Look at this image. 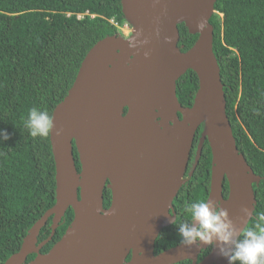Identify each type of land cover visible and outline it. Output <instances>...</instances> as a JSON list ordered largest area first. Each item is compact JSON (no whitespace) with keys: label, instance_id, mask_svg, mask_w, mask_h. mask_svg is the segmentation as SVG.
I'll return each instance as SVG.
<instances>
[{"label":"water","instance_id":"water-1","mask_svg":"<svg viewBox=\"0 0 264 264\" xmlns=\"http://www.w3.org/2000/svg\"><path fill=\"white\" fill-rule=\"evenodd\" d=\"M216 3L121 0L132 34L96 43L67 96L55 108V130H61L59 135L55 130L50 133L56 203L5 264H229L212 245L188 248L180 244L155 254L159 235L173 225L172 218L177 220L173 202L186 183L201 127L190 175L208 143L212 155L208 199L228 209L240 228L246 230L254 218V185L261 177L239 152L227 115L210 23ZM201 23L203 28H198ZM179 25L197 36L186 52L179 46ZM188 71L197 75L198 90L193 105L185 108L177 97V82ZM105 190L111 191L107 209ZM243 207L252 209V214L242 220ZM69 209L74 218L65 234L49 252L40 253ZM49 220L51 236L39 244ZM31 255L36 258L27 263Z\"/></svg>","mask_w":264,"mask_h":264},{"label":"trees","instance_id":"trees-1","mask_svg":"<svg viewBox=\"0 0 264 264\" xmlns=\"http://www.w3.org/2000/svg\"><path fill=\"white\" fill-rule=\"evenodd\" d=\"M111 20L126 23L121 0H0V130L9 135L7 141L0 140V264L20 251L29 230L56 203L50 135L31 137L23 121L34 106L52 116L91 48L106 37L122 36ZM210 23L237 148L261 177L254 185L257 205L247 230L255 224L256 216L264 213V0H217ZM179 31V46L186 52L197 36L184 25H179ZM197 90V75L188 71L177 82L180 104L191 107ZM202 131L203 127L194 151ZM74 157L80 172L76 149ZM194 162L191 157V165ZM211 163L206 143L193 176L173 202L178 219L159 235L156 255L181 244L176 227L188 219L185 203L208 199ZM224 191L228 192L227 183ZM104 199L107 209L110 190H105ZM73 218L69 209L43 254L63 237ZM51 225L49 220L41 230L39 244L51 236ZM209 252L204 251L199 261ZM33 258L31 255L29 260Z\"/></svg>","mask_w":264,"mask_h":264},{"label":"clouds","instance_id":"clouds-1","mask_svg":"<svg viewBox=\"0 0 264 264\" xmlns=\"http://www.w3.org/2000/svg\"><path fill=\"white\" fill-rule=\"evenodd\" d=\"M203 26L202 23L197 25L198 28ZM130 35L122 32V36L126 38ZM23 126L33 138H46L55 130L53 117L35 106L29 109ZM60 132L61 130H55L57 135ZM8 139L7 131L0 130V140ZM240 211L242 220L252 214V209L248 207H243ZM184 212L188 219L176 227L182 246L199 248L202 245H212L229 264H264V213H259L253 227L245 230L238 227L228 209L215 200L187 202ZM172 222L175 225V219L172 218Z\"/></svg>","mask_w":264,"mask_h":264},{"label":"flooded vegetation","instance_id":"flooded-vegetation-1","mask_svg":"<svg viewBox=\"0 0 264 264\" xmlns=\"http://www.w3.org/2000/svg\"><path fill=\"white\" fill-rule=\"evenodd\" d=\"M200 139V138H199ZM199 139H198V143H197V145H196V150L194 151V149H195V147L193 148V150H192V153H191V157H194V159L196 158V153H197V148H198V146H199ZM206 144V143H205ZM205 146V145H204ZM204 149V148H203ZM194 165V164H193ZM193 165H191V160H190V164H189V169H188V171H187V174H186V177H185V179H184V181L186 182L185 183V185L187 184V182L190 180V178L193 176V174H194V172H193V174L192 175H190L191 173H192V170H193ZM184 185V186H185ZM183 186V187H184ZM229 191V190H228ZM227 194H228V192H226ZM225 191L223 190V195H224V198L226 199V197H225ZM228 196V195H227ZM173 207H174V212L176 213V218L178 219V214H177V211L175 210V206L173 205ZM177 221V220H176ZM172 226V225H171ZM170 227V226H169ZM44 249V248H43ZM43 249H41L40 250V253H42V250ZM43 254V253H42ZM36 258V255H34V258L32 259V260H29V258H28V261H27V263H30L31 261H33L34 259Z\"/></svg>","mask_w":264,"mask_h":264},{"label":"built area","instance_id":"built-area-1","mask_svg":"<svg viewBox=\"0 0 264 264\" xmlns=\"http://www.w3.org/2000/svg\"><path fill=\"white\" fill-rule=\"evenodd\" d=\"M111 23L117 26L125 35H130L132 32V27L127 23H125L122 27H119V25L113 20H111Z\"/></svg>","mask_w":264,"mask_h":264}]
</instances>
